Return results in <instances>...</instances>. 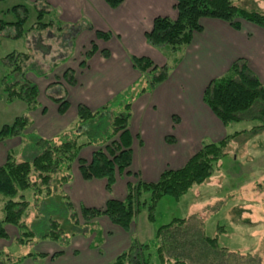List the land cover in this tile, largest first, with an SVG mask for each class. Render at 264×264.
Returning a JSON list of instances; mask_svg holds the SVG:
<instances>
[{"label":"rangeland","instance_id":"rangeland-1","mask_svg":"<svg viewBox=\"0 0 264 264\" xmlns=\"http://www.w3.org/2000/svg\"><path fill=\"white\" fill-rule=\"evenodd\" d=\"M99 1L94 0V4L97 5ZM231 1L248 11L264 13V0ZM65 9L89 11L81 0H54L52 4L47 0H0V23L16 22L28 11L24 24L26 33L21 34V28L14 25L0 26V60L15 50H28L27 47L30 46L32 49H41L40 56H36L39 54L35 52L36 49L31 50L32 59L40 57V61H43V51L51 50L55 55L53 61L57 60L59 66L62 57L69 55L76 56V65L83 58L80 66L84 67L83 63L91 47L81 50L82 43L88 47V40L75 42L73 33L76 28L68 30L60 26V13ZM40 12L43 16H40ZM41 22L48 23V26L42 28L44 25ZM19 34L20 38H16ZM73 42L79 46L73 48ZM167 49L173 55L178 53L175 54L169 46ZM50 65L54 67V63ZM43 68L48 67L43 65ZM6 70L8 68L0 62V130L25 112L22 101L8 103L3 98L1 80ZM150 70L152 69L141 71L142 79L132 84L134 87H129L123 93H114L115 95L113 91L121 87L115 77L109 79L105 76V79H100L106 81L107 85L110 84L112 89L109 93L113 95L106 93L100 98L101 103L106 102L104 106L109 108L103 110L102 116L86 122L81 128L77 124L78 118L67 119L68 125L59 132L58 139H66L68 135L82 132L79 138V144L84 143L79 150L81 158H87L89 153L91 157L93 150L104 148L112 133V119L116 114L124 112L123 105L132 103V98L152 89L148 87L154 75ZM66 71L70 74L74 72L71 67H67L64 74ZM61 73V68L54 73L58 75L55 79L57 84L51 89L46 85L52 80L38 82L42 106L46 104L52 109L53 102L49 106L46 100L51 94L67 99L65 87L58 83L66 81L64 74L63 77L60 76ZM46 89L49 90L46 92ZM119 95H124L121 101L117 99ZM49 100L52 101L50 97ZM101 109L103 108L92 111ZM60 124L61 122H57V126ZM261 125L262 122L258 119L230 123L229 134L244 132L230 142L226 149L227 155L219 161L212 175L178 199L169 195L161 198L152 218L147 206L143 207L128 230L111 222L105 215L93 220L86 219L83 208L87 206L82 205L79 200L71 201L67 196L65 198L66 193L62 191L58 179L53 183L57 189L52 191L51 196L47 195L45 186L21 190L19 194H25L30 201L27 212L31 218L28 217L27 228L6 224L9 237L0 238V250L15 261H6V264H111L125 248L123 244L128 237L132 242L152 243L158 229L175 218L188 220L185 225L179 226L185 234L178 237L183 238L179 240L180 243L189 242L191 247L179 250V255H176V251L167 255L165 253L168 257L164 260L160 258L157 245L150 247L145 250L148 264H174L176 257L181 264H264V129H258ZM41 126L1 141L0 166L9 155L18 161L31 160L39 151V138L49 139L42 133L48 129L41 130ZM55 126L54 120L52 127ZM142 199L149 203L150 194L145 193ZM1 207L2 205L0 218L3 216ZM60 230L62 234L57 240L41 236L44 233L54 235ZM122 232L128 236H123ZM211 239L215 241L212 242ZM90 248L99 250V253L90 252ZM76 249L79 251L73 254ZM30 253L34 255L29 256Z\"/></svg>","mask_w":264,"mask_h":264},{"label":"crops","instance_id":"crops-1","mask_svg":"<svg viewBox=\"0 0 264 264\" xmlns=\"http://www.w3.org/2000/svg\"><path fill=\"white\" fill-rule=\"evenodd\" d=\"M47 1L52 4L54 0ZM81 1L89 11L65 9L60 13L58 23L68 30L76 28L73 33L75 42L88 40V47L82 43L81 50H88L93 42L98 49L85 60L84 67L80 66L83 58L76 65V56L69 55L62 57L59 66L57 60L53 61L55 55L51 50L43 51V61H40V57L31 60L39 72L29 71L27 76L37 85L41 80H52L46 86L49 89L55 87L58 75L54 73L61 68L60 76L63 77L67 67L74 70L76 81L74 84L58 82L65 87L69 101V107L64 113L59 111V104L51 97L52 101L49 97L46 100L48 105L53 102L52 109L46 104L42 106L41 91L36 108L29 110L23 102V115L30 120L27 131L42 125L41 130L48 129L42 132L46 138L59 140V132L68 125L66 120L78 118L79 105L84 104L91 110L104 107L106 102L101 103L100 98L106 93L110 94L112 89L110 84L100 79H105V76L111 79L114 76L121 87L113 91V94L123 93L142 79L141 70L134 65V57H148L158 67L178 59L164 81L150 91L132 98L128 129L133 138V159L129 171L118 173L115 183L108 190L105 178H83L79 163L75 162L71 178L62 186V191L71 201L79 200L82 205L91 208H104L111 198L124 200L129 191V183L157 182L166 170L183 167L204 144L219 142L229 135V124L223 123L204 102V92L213 79L225 75L240 58L246 59L264 87V28L242 20L237 29L222 19L202 18L203 29L195 32L192 41L173 55L167 47L151 45L146 33L152 29L155 18L159 16L177 18V0H124L118 7L109 6L106 0H100L97 5L94 0ZM65 22L67 25H64ZM97 31L109 32L111 36L108 40L98 38ZM75 42L71 44L73 48L79 46ZM35 52H39L35 55L40 56L41 50L36 48ZM51 63H54V67ZM43 65L48 68H43ZM54 120L56 126L52 127ZM57 122L61 124L57 126ZM94 151L91 157L89 153L87 158L82 159L89 162ZM133 242L128 237L120 253ZM89 250L99 253L95 248ZM77 251L79 249L72 253L77 254Z\"/></svg>","mask_w":264,"mask_h":264},{"label":"trees","instance_id":"trees-1","mask_svg":"<svg viewBox=\"0 0 264 264\" xmlns=\"http://www.w3.org/2000/svg\"><path fill=\"white\" fill-rule=\"evenodd\" d=\"M123 1L106 0L111 7H118ZM175 7L178 12L176 19L166 16L155 18L152 29L146 33L147 41L151 45L159 48L169 46L173 52H178L192 41L195 32L203 29L201 19L207 17L225 20L237 29L240 28L242 20L253 22L264 28V13L248 11L231 0H177ZM25 10L27 9L25 8ZM25 12L26 15L19 18L18 21L2 22L0 26L14 25L21 28V34L26 33L24 24L28 11ZM40 16H43V13L40 12ZM42 24L44 25L42 28L48 26V23ZM97 36L108 40L111 33L97 31ZM16 38H20V34ZM27 48L28 50H15L0 60L1 64L8 68L2 77L1 85L3 98L8 103L20 100L27 105L29 110H32L39 104L40 91L37 83L28 78L27 73L34 70L38 74L39 71L34 68L35 64L31 61L33 53L30 52L33 47ZM97 49V44L93 42L86 55L87 58ZM104 53L107 54V51ZM133 62L142 72L152 69L150 71H153L154 75L149 81L148 87L153 88L168 77L178 63V59L176 58L173 64L162 67L155 65L148 57H134ZM85 65L86 61L83 63V66ZM42 74L40 73V75ZM64 77L69 84H74L76 81L74 73L70 74L66 71ZM49 97L59 104L61 113L68 109L69 101L65 97H56L54 94ZM123 98L124 95H119L117 99L121 101ZM203 100L225 124L258 119L262 122L258 129H264V87L244 58L235 61L225 75L213 79L209 83L205 89ZM123 106L124 112L116 114L112 119V133L108 137L109 142L104 148L95 150L89 162L79 157V150L84 145V143L79 144L82 132L68 135L66 139L60 140L39 138V151L31 160L18 161L12 156H8L0 166V205H2L3 213L0 218V238L9 237L6 224H15L19 228L28 227L29 213L27 210L30 201L27 200L25 194H19L21 190L45 186L47 195L51 196L52 191L57 189L53 185L55 180L58 179L60 186L68 182L71 178V169L77 161L83 178H105L108 190L115 183L118 173L129 171L133 159V138L128 129L131 103H125ZM102 108L94 112L84 104L79 105L77 124L81 125L80 128L84 127L86 122L102 116L103 110L109 106L105 105ZM29 123L28 116L23 115L17 117L12 124L4 125L0 130V142L22 134L26 131ZM243 132L237 131L227 135L219 142L204 144L183 167L166 170L157 182L129 183V191L124 200L111 198L104 208L85 207L83 208L84 217L93 220L105 215L113 223L126 230L145 206L152 218L161 198L169 195L178 199L187 194L196 184L206 181L215 171L219 161L227 155L226 149L230 142ZM145 193L150 194L149 203L142 199ZM18 196L19 199H17ZM65 198L67 197L65 196ZM187 221L186 218H175L170 223L161 226L152 243L134 241L111 264H148L145 250L156 245L161 260L168 257L165 256V253L167 255L176 251V255H179V250L191 247L189 242L180 243L179 240L182 237H178L185 234V231L180 230L179 226L185 225ZM61 234L60 230L54 235L44 233L41 236L57 240ZM22 240L21 238L20 241ZM211 241L213 242L215 239H211ZM177 259L176 257L174 264H181ZM6 261L15 262L0 250V264L8 263Z\"/></svg>","mask_w":264,"mask_h":264}]
</instances>
